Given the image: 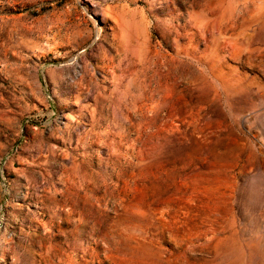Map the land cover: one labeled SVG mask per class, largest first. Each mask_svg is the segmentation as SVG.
Here are the masks:
<instances>
[{
	"label": "rangeland",
	"instance_id": "1",
	"mask_svg": "<svg viewBox=\"0 0 264 264\" xmlns=\"http://www.w3.org/2000/svg\"><path fill=\"white\" fill-rule=\"evenodd\" d=\"M0 264H264V0H0Z\"/></svg>",
	"mask_w": 264,
	"mask_h": 264
}]
</instances>
